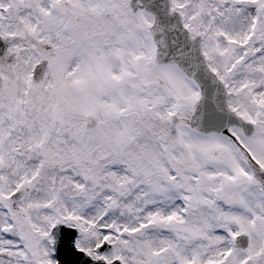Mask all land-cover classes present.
I'll use <instances>...</instances> for the list:
<instances>
[{
  "label": "snow or ice",
  "instance_id": "obj_1",
  "mask_svg": "<svg viewBox=\"0 0 264 264\" xmlns=\"http://www.w3.org/2000/svg\"><path fill=\"white\" fill-rule=\"evenodd\" d=\"M0 264H264V0H0Z\"/></svg>",
  "mask_w": 264,
  "mask_h": 264
}]
</instances>
